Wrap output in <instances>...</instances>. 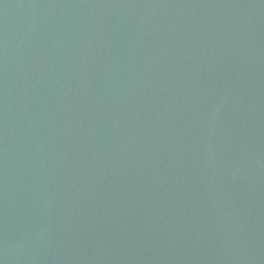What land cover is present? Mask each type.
<instances>
[{
    "label": "water",
    "instance_id": "1",
    "mask_svg": "<svg viewBox=\"0 0 264 264\" xmlns=\"http://www.w3.org/2000/svg\"><path fill=\"white\" fill-rule=\"evenodd\" d=\"M0 264H264V0H0Z\"/></svg>",
    "mask_w": 264,
    "mask_h": 264
}]
</instances>
